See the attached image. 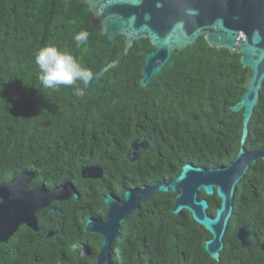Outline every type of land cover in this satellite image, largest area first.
Segmentation results:
<instances>
[{"label": "trees", "instance_id": "obj_1", "mask_svg": "<svg viewBox=\"0 0 264 264\" xmlns=\"http://www.w3.org/2000/svg\"><path fill=\"white\" fill-rule=\"evenodd\" d=\"M87 4L58 0H0V185L32 171L33 187L54 188L72 181L81 196L58 203L55 214L42 209L39 227L22 225L8 241L0 242V264H96L101 236L84 229L91 217L103 219L104 196L124 198L127 189L176 177L183 164L220 166L232 160L207 133L215 134L231 117L223 115L241 97L245 71L241 52L212 48L203 35L184 49H174L163 68L142 85L146 55L155 49L149 38L134 41L122 55L126 36L107 39L92 21ZM86 31L87 42L76 46L74 35ZM66 48L93 73L110 61L91 89L77 81L73 87L45 88L39 80L34 53L44 45ZM221 93V94H220ZM225 99L226 102H222ZM223 115V116H222ZM205 137V138H204ZM147 140L134 161L125 157L133 140ZM99 165L103 176L83 178L81 169ZM242 180L233 199L234 211L220 260L205 248L208 231L191 212H171L175 192L155 191L121 222V236L113 241L117 264H264L260 237L241 246L236 229L253 218L241 194ZM215 211L219 200L204 190ZM52 236H47L48 231ZM84 244L90 253L78 260Z\"/></svg>", "mask_w": 264, "mask_h": 264}, {"label": "water", "instance_id": "obj_2", "mask_svg": "<svg viewBox=\"0 0 264 264\" xmlns=\"http://www.w3.org/2000/svg\"><path fill=\"white\" fill-rule=\"evenodd\" d=\"M57 0H51V7ZM87 4L92 11V21L101 26L108 40L117 36H126L122 55L127 53L134 41L149 38L155 49L146 55L142 67V85H147L152 75L160 71L170 58L174 49H183L197 41L203 35L213 48L226 47L241 52L240 61L251 67L249 87L242 99L234 106L233 111L245 108V124L258 101L259 88L264 77V0H67ZM119 62L110 61L99 71L93 73L91 89L101 75ZM245 127L242 141L245 140ZM148 148L147 140L135 139L125 157L134 161L138 158L139 148ZM251 156L241 148L236 158L229 165L221 168H205L193 163H185L175 178L164 182H156L150 186L129 188L124 198L108 193L104 196L107 211L103 219L91 217L84 225L86 231L101 236V246L96 257V264H117L112 259L113 241L121 235V222L132 210L147 201L155 191L177 192L171 206L173 212L187 209L192 217L211 234L205 241V248L210 256L220 260L224 248V235L232 216L233 199L237 183L247 170ZM84 178L103 176V169L90 165L81 169ZM34 177L32 171L16 175L9 183L0 185V242H6L22 225L38 229L37 213L48 208L53 200L78 199L81 193L70 181L56 186L54 189L32 188L27 184ZM217 187L219 206L215 215L208 211L207 198H199V191L204 190L214 195ZM50 214L56 209L51 207ZM247 225L240 229V233ZM54 233L49 231L47 236ZM240 237L241 244L247 246V237ZM264 247V244L263 246ZM89 250L84 245L78 253V260Z\"/></svg>", "mask_w": 264, "mask_h": 264}, {"label": "flooded vegetation", "instance_id": "obj_3", "mask_svg": "<svg viewBox=\"0 0 264 264\" xmlns=\"http://www.w3.org/2000/svg\"><path fill=\"white\" fill-rule=\"evenodd\" d=\"M252 74L253 71L251 67L245 71L244 79L241 80L243 84V89L241 91L242 94L237 102L248 89ZM222 102H226V100L223 99ZM223 115L233 116L226 126H219L220 118L217 123L218 130L215 131V134L207 133V142L209 144L218 145L221 151H224L227 154H229L230 149L236 142L235 146L237 149H234V153H231L234 157L238 154L241 148L245 149L251 156H256V158L250 162L249 167L241 178V194L250 202V207L254 213L253 219L255 225L258 226L260 222L264 224V77L262 78L261 86L259 88L258 101L246 124L244 108L236 111L235 114H232L230 110L225 111ZM245 127L247 128V134L245 140L242 141ZM244 224L245 221H242L238 227H241ZM257 236L260 237L259 245L261 249H264L262 248L264 244V232L261 234L257 233L255 237ZM255 242V240L251 241L250 239L248 241L249 246Z\"/></svg>", "mask_w": 264, "mask_h": 264}, {"label": "clouds", "instance_id": "obj_4", "mask_svg": "<svg viewBox=\"0 0 264 264\" xmlns=\"http://www.w3.org/2000/svg\"><path fill=\"white\" fill-rule=\"evenodd\" d=\"M51 1V0H50ZM58 1V0H57ZM56 3V2H55ZM54 7H55V4H54ZM53 7V8H54ZM52 8V9H53ZM88 33L86 31H81L77 34L74 35V40L76 42V46L77 47H80L82 45H84L86 42H87V39H88ZM198 40V39H197ZM186 48V47H185ZM213 48V47H212ZM184 49V48H183ZM34 62L36 64V66L38 67L39 69V80L41 81L42 85L45 87V88H50V89H57L59 88L60 86H65V87H73V92H74V95L76 96H82L84 94L83 90L76 86V82L77 81H82L83 84L85 86H87L91 79H92V72L89 70L88 67H86L85 65H83L82 63H80L70 52L68 49L66 48H61L57 45H54V44H48V45H44L42 46L41 48H39L38 50H36V52L34 53ZM241 57V56H240ZM243 97V96H242ZM239 99V98H238ZM238 99H235V102L232 103L231 105L234 106L236 105L238 102L237 100ZM231 105L229 107V110L232 112V114H235L236 111H233L231 109ZM255 106V105H254ZM244 108V107H243ZM245 109V108H244ZM254 109V108H253ZM228 110V111H229ZM240 110V109H239ZM233 116V115H232ZM228 118L231 117V116H227ZM223 154H227L226 152H222ZM228 155V154H227ZM237 156V155H236ZM233 157L232 160H229V161H222L221 162V165L220 166H202V167H205V168H221V167H225L227 165L230 164L231 161H233L235 158ZM190 163V162H188ZM184 165V164H183ZM250 165V164H249ZM99 166V165H97ZM197 166H200V165H197ZM101 167V166H100ZM249 167V166H248ZM182 169V168H181ZM27 172V171H26ZM246 172V171H245ZM23 173V172H22ZM179 175V174H178ZM244 175V174H243ZM34 176H35V173H34ZM82 176V175H81ZM83 177V176H82ZM243 177V176H242ZM84 178V177H83ZM175 178V177H174ZM34 179V177H33ZM32 179V180H33ZM31 180V181H32ZM170 180V179H169ZM68 181V180H67ZM168 181V180H167ZM241 181V179H240ZM239 181V182H240ZM72 182V181H70ZM164 182V181H162ZM239 182L237 183V186L239 184ZM64 183V182H63ZM73 183V182H72ZM74 184V183H73ZM154 185V184H153ZM58 186V185H57ZM56 187V186H55ZM54 187V188H55ZM27 188V187H26ZM33 188H44V187H33ZM54 188H46V189H54ZM216 188V187H215ZM29 189H32V188H29ZM77 189V188H76ZM202 191V190H201ZM199 191V193L201 192ZM160 192V191H159ZM176 195L178 193L175 192ZM215 193V191H214ZM213 193V194H214ZM209 195V194H208ZM216 195V194H214ZM212 196V195H210ZM217 196V195H216ZM199 198H205V197H199ZM60 201H63V200H53L51 202V205L48 207V208H44V209H49L51 207H54L57 211V208H58V203L57 202H60ZM209 201V200H208ZM248 201V200H247ZM249 202V201H248ZM220 203V202H219ZM234 204V203H233ZM250 204V202H249ZM173 205V204H172ZM219 204L216 206V210L218 208ZM251 206V205H250ZM249 206V209H251V207ZM209 207H210V203H209ZM208 207V209H209ZM42 210V209H41ZM40 210V211H41ZM183 210H187V209H183ZM182 210V211H183ZM182 211L176 213V212H173L171 210L172 213H175V214H179L181 213ZM189 211V210H188ZM209 211V210H208ZM234 211V209H233ZM190 212V211H189ZM50 213V212H49ZM56 213V212H55ZM54 213V214H55ZM209 213L211 215H215L216 212H214L213 214L209 211ZM38 214V213H37ZM233 214V213H232ZM53 215V214H52ZM232 217V216H231ZM231 219V218H230ZM38 220V218H37ZM245 224L244 225H247L248 228H247V232L245 230H243V232L240 233V229L244 226L242 225L241 227H237L236 229V232H237V238L239 239L240 237H238V235L240 236H244V237H247V241H249L252 237H255L257 235V233L261 234L262 232H264V224L260 222V224L258 226L255 225V222H254V219L253 218H246L245 220ZM229 223H230V220H229ZM229 226V225H228ZM38 227H39V223H38ZM228 229V228H227ZM35 230V229H34ZM38 230V229H36ZM51 231V230H50ZM208 231V230H207ZM49 232V231H48ZM47 232V233H48ZM53 232V231H52ZM54 233V232H53ZM208 235L207 237L205 238V241L209 238V236L211 237V234L209 232H207ZM47 235V234H46ZM121 236V235H120ZM119 236V237H120ZM240 240V239H239ZM225 242V241H224ZM240 243H241V240H240ZM87 246L88 250H89V247L87 244H84ZM83 245V246H84ZM82 246V247H83ZM100 246H101V243H100ZM241 246H243L241 244ZM249 244L247 246H243V247H248ZM264 248V247H262ZM82 248H80V250L78 251V253L81 251ZM100 250V248H99ZM98 250V252H99ZM97 252V254H98ZM90 253V251L88 252V254ZM97 254H96V257H97ZM87 254H85L83 257H85ZM82 257V258H83ZM78 258V257H77ZM113 259V258H112ZM115 261V260H113ZM116 262V261H115ZM97 263V261H96ZM117 263V262H116Z\"/></svg>", "mask_w": 264, "mask_h": 264}, {"label": "rangeland", "instance_id": "obj_5", "mask_svg": "<svg viewBox=\"0 0 264 264\" xmlns=\"http://www.w3.org/2000/svg\"><path fill=\"white\" fill-rule=\"evenodd\" d=\"M216 189H217V187L215 188V193L214 194H217V190ZM214 212H216V209H215V211H212L211 213L213 214ZM209 238H210V236H209Z\"/></svg>", "mask_w": 264, "mask_h": 264}, {"label": "bare ground", "instance_id": "obj_6", "mask_svg": "<svg viewBox=\"0 0 264 264\" xmlns=\"http://www.w3.org/2000/svg\"><path fill=\"white\" fill-rule=\"evenodd\" d=\"M217 190V189H216ZM216 195H218V194H216Z\"/></svg>", "mask_w": 264, "mask_h": 264}]
</instances>
